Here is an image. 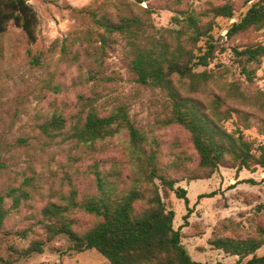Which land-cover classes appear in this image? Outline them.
Listing matches in <instances>:
<instances>
[{
	"label": "rangeland",
	"instance_id": "374dc122",
	"mask_svg": "<svg viewBox=\"0 0 264 264\" xmlns=\"http://www.w3.org/2000/svg\"><path fill=\"white\" fill-rule=\"evenodd\" d=\"M258 1H29L40 20L37 42L30 43L14 25L0 36V195L20 186L31 194L0 234V264H109L96 250L77 251L65 235L48 242L40 222L47 206L63 204L74 191L79 200L97 195V171L105 180L116 183V195L134 185L135 163L141 162L128 133L88 146L48 139L37 125L55 114L71 119L81 113L84 117L93 109L107 116L120 106L127 107L131 121L148 142L160 144V165L178 182L176 187L188 191L187 220L185 201L174 192L165 194L161 190V195L167 208L176 213L174 228L181 230L182 244L192 259L205 264H238L254 256L264 257V212L260 211L264 205V168L237 172L221 167L210 179L191 180L198 156L187 131L178 125L163 126L170 115L166 92L137 82L130 68L133 55L129 48L121 40L104 47L95 33L92 16L116 21L136 15L154 26L158 38L164 36L170 41L169 33L181 28L177 20L192 13L207 15L213 8L231 4L235 9L232 19H215L213 35L220 48L214 60L208 68L197 69L218 78L191 96L207 107L214 96L225 98L226 107L239 111L224 123L226 129L240 130L246 138L264 145V110L256 104L261 103L264 93V59L252 66L256 79L248 84L232 52L233 47L264 44V29L227 38L229 27ZM210 19L203 17L205 23ZM36 58L40 64L35 63ZM231 85L238 86L248 100L231 98ZM72 218L78 232L97 222L84 212H76ZM29 228L35 232L28 239L17 235ZM219 239H252L263 246L255 255L241 258L215 248L213 241ZM35 240L45 242L43 253L16 254Z\"/></svg>",
	"mask_w": 264,
	"mask_h": 264
},
{
	"label": "trees",
	"instance_id": "16d2710c",
	"mask_svg": "<svg viewBox=\"0 0 264 264\" xmlns=\"http://www.w3.org/2000/svg\"><path fill=\"white\" fill-rule=\"evenodd\" d=\"M29 1L0 0V36L14 25L25 33L30 43L37 42L40 20ZM135 1L142 4L146 0ZM92 16L95 33L104 47L121 40L129 48L133 55L130 68L137 82L166 92L170 115L163 126L178 125L187 131L198 156V165L191 173V180L210 179L221 167L237 172L264 168V145L246 138L240 130L228 131L224 125L233 113L239 111L226 107V99L220 96H214L210 107L191 96L218 78L207 70L198 72L197 69L208 68L214 60L220 48L213 35L215 19H232L235 9L231 4L213 8L207 15L192 13L183 20H177L181 28L169 33L170 41L164 36L158 38L154 26L136 15L120 17L116 21L99 18L95 14ZM204 16L211 19L205 23ZM262 29L264 0L254 3L240 21L229 27L227 38L232 40ZM203 41L204 45L200 46ZM232 52L246 82L253 84L256 70L252 66L262 63L264 44L233 47ZM35 63L40 64V60L36 58ZM231 87V98L248 100L238 86ZM261 98V103L256 104L264 110V93ZM82 114L71 119L55 114L38 123L37 128L48 139L76 141L88 146L127 132L141 163H135L134 185L120 195L114 193L116 183L105 180L97 171V195L79 200L78 192L74 191L63 204L47 206L40 222L46 240L50 242L65 235L77 251L96 250L109 264H205L194 261L182 244L181 230L174 228L176 213L167 208L161 195V190L165 194L174 192L179 200L185 201L189 210L185 220L189 218L188 191L176 187L178 182L160 165V144L148 142L146 135L131 121L126 106L114 109L107 116H101L94 109L84 117ZM147 147L149 151L146 152ZM26 181L29 182L28 179ZM30 199L31 194L25 186L12 187L0 195V234L5 232L8 220ZM260 211L264 212V205ZM76 212L93 216L97 219L96 224L78 232L72 218ZM33 232L34 228H29L17 235L28 239ZM44 244L42 240H35L28 249L15 252L21 256L43 253ZM213 245L227 254L245 258L255 255L263 243L252 239H219L213 241ZM238 264H264V257L254 256L249 262L239 261Z\"/></svg>",
	"mask_w": 264,
	"mask_h": 264
}]
</instances>
